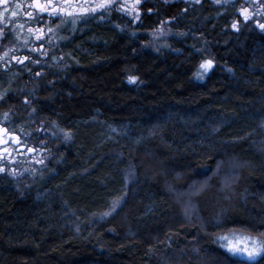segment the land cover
Listing matches in <instances>:
<instances>
[{
  "label": "trees",
  "instance_id": "trees-1",
  "mask_svg": "<svg viewBox=\"0 0 264 264\" xmlns=\"http://www.w3.org/2000/svg\"><path fill=\"white\" fill-rule=\"evenodd\" d=\"M176 10L161 39L159 13L77 23L28 103L0 99L50 156L0 177V264H252L217 237L264 241V33Z\"/></svg>",
  "mask_w": 264,
  "mask_h": 264
},
{
  "label": "flooded vegetation",
  "instance_id": "flooded-vegetation-1",
  "mask_svg": "<svg viewBox=\"0 0 264 264\" xmlns=\"http://www.w3.org/2000/svg\"><path fill=\"white\" fill-rule=\"evenodd\" d=\"M43 2V0H41ZM57 3L61 0H56ZM85 0H72L73 4L84 3ZM88 4H94L99 0H86ZM135 0H116V2L108 9H99L97 11L102 12V17L108 19H120L122 15L134 16L139 14L152 16L161 15L165 10L177 7L175 13H182L184 16L188 14L205 9L207 12H211L213 15L222 17H235L239 16L245 20L242 14L243 9H247L249 18L247 20L253 21L255 19L264 18V0H140L135 5V11H132V5ZM19 4L20 7L15 6ZM33 4V0H7V4H0V11H3L5 7L8 8V12L4 13V22H0V29H3V36L0 37V56H3L4 52H9L8 57H4L0 60V84L6 85V89L1 90L0 93H4L3 99L9 95L15 97H21L19 92L22 83H26L28 80V68H39L51 65L53 58L60 52L65 46L67 36L75 30V25L71 24V19L74 17L83 18L91 13L87 14H74V17H64V25L61 26L60 19L52 18L49 20L47 14H39L38 9L29 7ZM123 5V7H120ZM11 11H16L17 15L12 17ZM32 12V17L26 15V13ZM38 15H43L45 18L38 24L34 19ZM121 15L119 17H114ZM101 16V15H100ZM97 20L88 18L87 21ZM161 20L169 21L171 19L168 15H161L158 18ZM104 20V21H105ZM51 24L54 28V33L48 34L41 41H35L27 29L29 27H43L44 24ZM23 24V28L17 27V25ZM60 24V27H56ZM49 36L53 37L51 44L47 43ZM27 41V42H26ZM44 45L43 52L45 55H41L39 51H31L33 47H39ZM12 49L13 51H9ZM49 52V53H47ZM24 57L28 56L29 59L25 60L23 64L19 63L16 59L11 57ZM33 60H38L39 63H33ZM2 100V99H1ZM0 167L4 169L0 172V177L7 174L8 163L12 159H23L25 155L35 152L36 149L30 146L32 138L24 137L21 133V126L19 122L15 121L10 114L9 109L0 107ZM33 149L29 151L28 149Z\"/></svg>",
  "mask_w": 264,
  "mask_h": 264
},
{
  "label": "snow or ice",
  "instance_id": "snow-or-ice-1",
  "mask_svg": "<svg viewBox=\"0 0 264 264\" xmlns=\"http://www.w3.org/2000/svg\"><path fill=\"white\" fill-rule=\"evenodd\" d=\"M116 0H99V2L94 4H88L85 0L84 3H76L73 4L72 0H61V2L57 3L56 0H33V4L29 5V7H34L38 9L39 14H47V18L51 20L52 18H58L60 19L61 24L64 23V17H74V14H87V13H95L99 9H108L110 8ZM140 0H135V2L132 5V11H135V5L138 4ZM198 3L199 0H196ZM0 4H7V0H0ZM16 8H19L20 5L17 4L15 6ZM120 7H123V5H120ZM8 8L5 7L3 11H0V22H4V13L8 12ZM242 14L244 15L245 20L249 18V13L247 9L242 10ZM10 15L12 17H15L17 15L16 11H11ZM27 16L32 17V12L26 13ZM45 17L43 15H38L34 19L37 20V23L39 24ZM136 19H139V14L135 16ZM74 22V20H73ZM19 28H23L24 25L20 24L17 25ZM56 27H60V24H57ZM233 27H236V24H233ZM259 27L264 29V24H259ZM27 32L34 37L35 41H41L45 38V36H48L50 33H54V28L51 26V24H44L43 27H29L27 29ZM3 36V29H0V37ZM53 37L49 36L47 43L51 44ZM27 42V41H26ZM44 45L41 44L38 48L33 47L30 49L31 51H39L41 52V55H45L43 52ZM9 51H13L10 49ZM9 52H4L3 56H0V60H3L4 57H8ZM12 59H16L19 63L23 64L25 60H28V56L24 57H11ZM33 63H39L38 60H33ZM212 67V61L206 60L201 65L200 68L204 70V72H207ZM36 75H40L39 72L36 73ZM131 82H134L133 77H129ZM4 93H0V99H3ZM25 103H28L27 100H25ZM35 111V109H33ZM29 151H33V149H28ZM42 162V161H41ZM220 164H217V170H219ZM4 169L0 167V172H3ZM15 171V170H13ZM207 187V185H201L197 191H203L204 188ZM117 206L116 202L113 204V210H115V207ZM106 213L105 215H107ZM217 239L219 241H223L225 243L221 244V247H224L229 253H231L234 257H240L244 258L246 257L248 261L252 262L254 264L256 258L260 255H264V241L254 239L253 237L249 235H245L243 233H235L233 232L231 235H221L218 236ZM248 241H252V247L249 248Z\"/></svg>",
  "mask_w": 264,
  "mask_h": 264
},
{
  "label": "rangeland",
  "instance_id": "rangeland-1",
  "mask_svg": "<svg viewBox=\"0 0 264 264\" xmlns=\"http://www.w3.org/2000/svg\"><path fill=\"white\" fill-rule=\"evenodd\" d=\"M119 16H121V15H117V16L115 15L114 17H119ZM92 17L94 19H97V20H105L106 19V18H103L102 17V12L96 11L95 13H91L90 15L84 16L83 18L74 17L73 19H71V24L72 25H77V23H81V22L87 20L88 18H92ZM128 17L129 18H127L126 16L122 15L120 18L130 19L132 22H134L135 24H137L138 21H140L141 15L139 16V19H136L135 16L133 18H131V16H128ZM170 17H171V19L169 21H165V22H161L160 21L157 24V26H156V35L159 33V35L157 36L158 39H161L163 37L162 36L163 32L164 31H168L169 28L172 27V24H174L173 22L176 20V17L174 15H172V14H170ZM73 20H74V22H73ZM172 20H173V22H172ZM243 21L244 22H251L250 23L251 27H253L257 31H259L260 33H264V29H262L261 27H259V24H264V18L255 19L253 21H249V20H243ZM234 23L236 24V27L235 28L233 27V24ZM61 26L63 27L65 25L62 23ZM242 26L243 25H242V22L241 21H239V20H233L231 22L230 29L232 31H234V32H238L242 28ZM47 53H49V52H47ZM54 54H56V53H54ZM212 67H213V63H212ZM212 67H211V69H212ZM40 68H43V67H39L38 70H37V72H39L40 75H41V71L42 70ZM210 70H208L207 72H204V70L201 69V71H200V73H199V75L197 77L198 80H202L205 76H207V74H208V72ZM37 72H34V74H32L30 76V78L31 79L38 78L40 75H36ZM4 89H6V85L0 84V91L1 90H4ZM19 92L21 93L22 96L21 97H19V96L18 97L13 96L12 97L13 100L14 101H18L19 99H23V101L25 103V100L29 99V91L27 89V86L23 84L20 87ZM15 98H17V99H15ZM1 119H3V117H0V120ZM49 159H50V156H48V153H47V151L44 148L38 149L35 152L33 151L30 154L25 155L22 160L21 159L19 160V159H15L14 158V159H12V160L9 161V163H8V166L9 167L6 170L7 171V174L5 176H3V177H5L7 179H10V180H14V181H24L26 178H34L41 171H43L45 169V167H46ZM13 170H15V171H13ZM235 233H237V232H235ZM231 234H229V235H231ZM254 239H258V238H254ZM258 240H260V239H258ZM222 243H225V242L221 241V244ZM247 243H248L249 248H251L252 247V241H248ZM261 256L262 255L258 256L255 261H257ZM236 258H239V259L248 261L246 257H244V258L236 257ZM248 262H250V261H248Z\"/></svg>",
  "mask_w": 264,
  "mask_h": 264
}]
</instances>
